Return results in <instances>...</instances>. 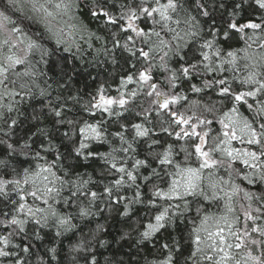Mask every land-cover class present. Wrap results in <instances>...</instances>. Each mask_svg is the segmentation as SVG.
Masks as SVG:
<instances>
[{"label":"snow or ice","instance_id":"snow-or-ice-1","mask_svg":"<svg viewBox=\"0 0 264 264\" xmlns=\"http://www.w3.org/2000/svg\"><path fill=\"white\" fill-rule=\"evenodd\" d=\"M105 211L143 264H264V0H0V264H100Z\"/></svg>","mask_w":264,"mask_h":264},{"label":"trees","instance_id":"trees-1","mask_svg":"<svg viewBox=\"0 0 264 264\" xmlns=\"http://www.w3.org/2000/svg\"><path fill=\"white\" fill-rule=\"evenodd\" d=\"M68 67L71 69L69 75L72 79L68 81L65 86L69 87L73 92L77 90L85 92L92 91L102 80L110 79V73L118 76L121 71L119 66L113 67L112 64H108L106 67L104 65L89 67L87 64L76 62L74 68L71 64H69ZM89 73L91 75H89ZM57 91H59V89H57ZM32 103L39 107V100L33 101ZM26 111L30 113L31 109H27ZM30 126L29 121H23L20 128L17 130L18 135L23 136ZM49 127H51V125H49ZM33 131H35V129H33ZM141 215H143V213H141ZM95 219L105 224L103 238L108 241L109 244L108 247H98L97 259L100 264H104L105 258L112 257L117 249H119V252L116 255V259L124 260L127 264H143L144 253H140L139 256H137L135 246H130L127 242H122L123 246L121 247L114 242L123 231V222L117 214L113 213L109 215L108 212L105 211L103 216L95 217Z\"/></svg>","mask_w":264,"mask_h":264}]
</instances>
